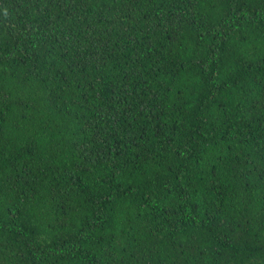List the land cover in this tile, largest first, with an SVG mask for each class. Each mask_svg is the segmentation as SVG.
<instances>
[{
	"label": "trees",
	"instance_id": "16d2710c",
	"mask_svg": "<svg viewBox=\"0 0 264 264\" xmlns=\"http://www.w3.org/2000/svg\"><path fill=\"white\" fill-rule=\"evenodd\" d=\"M0 264H264V0H0Z\"/></svg>",
	"mask_w": 264,
	"mask_h": 264
},
{
	"label": "clouds",
	"instance_id": "9594fccd",
	"mask_svg": "<svg viewBox=\"0 0 264 264\" xmlns=\"http://www.w3.org/2000/svg\"><path fill=\"white\" fill-rule=\"evenodd\" d=\"M5 15H7V12L5 11Z\"/></svg>",
	"mask_w": 264,
	"mask_h": 264
}]
</instances>
